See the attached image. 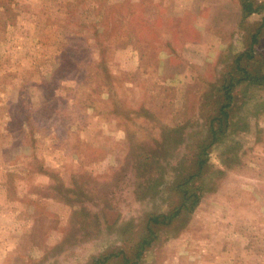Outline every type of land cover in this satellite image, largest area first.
Segmentation results:
<instances>
[{
    "label": "rangeland",
    "instance_id": "rangeland-1",
    "mask_svg": "<svg viewBox=\"0 0 264 264\" xmlns=\"http://www.w3.org/2000/svg\"><path fill=\"white\" fill-rule=\"evenodd\" d=\"M0 264H264V0H0Z\"/></svg>",
    "mask_w": 264,
    "mask_h": 264
},
{
    "label": "trees",
    "instance_id": "trees-1",
    "mask_svg": "<svg viewBox=\"0 0 264 264\" xmlns=\"http://www.w3.org/2000/svg\"><path fill=\"white\" fill-rule=\"evenodd\" d=\"M244 9L247 12L251 13V12L260 10V7H258V6L256 7L254 2H249L245 5ZM259 32H260V30L254 34L253 39H252V45L257 41ZM239 58L240 57H238L236 60H239ZM235 84H236V82H234V78H230L228 81V84L226 83V81H225V83H223L222 88H223V91H225L223 96L229 102L222 104V107H221L222 116H221V118L215 119L214 124L211 126V135L213 137L211 144L216 143L219 140V138L221 137L219 133H222V131H224L223 129H225V128H223L222 124H224V122L228 123L229 113H227V111H225V109L231 107V102H232L231 100L233 99L232 94H233ZM202 153L203 154L207 153L206 148L202 151ZM204 162H206V159H204V158L202 159V157L197 161V163L199 165V171H201V168H203V167H201V165L204 164ZM192 202H193V206H195L197 203V199H194V201H192ZM164 218L165 219L163 220V222L166 219H172V216H165ZM149 222L151 224L152 223L158 224L160 222V220H159V217H151L149 219Z\"/></svg>",
    "mask_w": 264,
    "mask_h": 264
}]
</instances>
